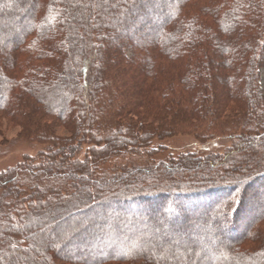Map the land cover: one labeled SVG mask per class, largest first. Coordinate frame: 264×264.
Returning <instances> with one entry per match:
<instances>
[{
	"label": "trees",
	"instance_id": "obj_1",
	"mask_svg": "<svg viewBox=\"0 0 264 264\" xmlns=\"http://www.w3.org/2000/svg\"><path fill=\"white\" fill-rule=\"evenodd\" d=\"M262 70L264 0H0V264H264Z\"/></svg>",
	"mask_w": 264,
	"mask_h": 264
},
{
	"label": "rangeland",
	"instance_id": "obj_2",
	"mask_svg": "<svg viewBox=\"0 0 264 264\" xmlns=\"http://www.w3.org/2000/svg\"><path fill=\"white\" fill-rule=\"evenodd\" d=\"M148 1V0H146ZM146 26L145 28H148ZM117 29H110V34L113 35ZM128 33H131L134 36H140L141 33L134 32L132 30ZM261 86L264 90V70H262L261 75ZM20 129L18 127H14L7 123H3V126L0 130V172L5 171L9 168L17 166L21 163L25 156H36L40 152L46 151L48 149L47 145L39 144V143H29L27 141H23L18 138V133ZM61 135H68V133L64 130H60ZM232 145L231 138L227 137H215L214 139L209 140L206 143H201L196 138L190 135L177 136L174 138H168L165 140H155L152 144V148L158 149L164 147L161 152L154 156L153 159L156 161H164L170 155L177 156L180 154L194 153L199 156H204L210 153H223L227 148ZM134 158L128 159H120L113 160L110 162L106 168L113 169L118 168L124 165H131L133 163H138L134 161ZM146 160L144 158L143 162ZM141 163V161L139 162ZM162 233L156 232V235H160ZM165 235H169L165 233ZM171 238V237H170ZM52 240V237H50ZM174 242L178 244H186V246L191 245V242L194 240H185L184 237L172 236L171 238ZM225 238H222L221 241H224ZM214 251L217 250L216 247H211ZM207 257L210 255L205 253Z\"/></svg>",
	"mask_w": 264,
	"mask_h": 264
},
{
	"label": "snow or ice",
	"instance_id": "obj_3",
	"mask_svg": "<svg viewBox=\"0 0 264 264\" xmlns=\"http://www.w3.org/2000/svg\"><path fill=\"white\" fill-rule=\"evenodd\" d=\"M147 6V5H146ZM101 7H103V4L101 5ZM65 239L68 240V241H71L72 240V236L71 235H68L67 233L65 234ZM69 250H70V245H69ZM121 255H127L126 252H121Z\"/></svg>",
	"mask_w": 264,
	"mask_h": 264
}]
</instances>
